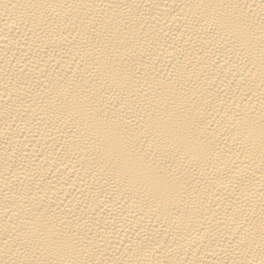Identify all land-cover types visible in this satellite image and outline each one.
Wrapping results in <instances>:
<instances>
[{"label": "bare ground", "instance_id": "6f19581e", "mask_svg": "<svg viewBox=\"0 0 264 264\" xmlns=\"http://www.w3.org/2000/svg\"><path fill=\"white\" fill-rule=\"evenodd\" d=\"M0 264H264V0H0Z\"/></svg>", "mask_w": 264, "mask_h": 264}]
</instances>
